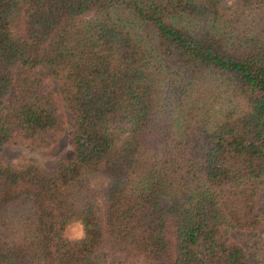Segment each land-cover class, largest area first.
Segmentation results:
<instances>
[{
    "label": "trees",
    "instance_id": "1",
    "mask_svg": "<svg viewBox=\"0 0 264 264\" xmlns=\"http://www.w3.org/2000/svg\"><path fill=\"white\" fill-rule=\"evenodd\" d=\"M65 122L50 171L0 160V264H264L230 235L264 215V0H0V151Z\"/></svg>",
    "mask_w": 264,
    "mask_h": 264
},
{
    "label": "rangeland",
    "instance_id": "2",
    "mask_svg": "<svg viewBox=\"0 0 264 264\" xmlns=\"http://www.w3.org/2000/svg\"><path fill=\"white\" fill-rule=\"evenodd\" d=\"M14 73H16V67H13ZM55 81L53 82V87ZM7 100L9 95L6 96ZM66 121L69 120V113L64 110ZM72 152V139L69 133L67 122L63 127L60 135L57 138V142L54 146L41 149L29 144H25L20 141L6 142L0 151V160L4 163L16 164L25 158H35L45 171H50L54 162L57 159H67ZM264 206V200H263ZM264 214V213H263ZM64 234L67 237H73L72 228L68 223L64 228ZM232 238L237 241L245 250L246 256L254 262L255 254L258 250L264 248V215L263 220L256 231L245 230L240 232L237 229L230 231Z\"/></svg>",
    "mask_w": 264,
    "mask_h": 264
},
{
    "label": "clouds",
    "instance_id": "3",
    "mask_svg": "<svg viewBox=\"0 0 264 264\" xmlns=\"http://www.w3.org/2000/svg\"><path fill=\"white\" fill-rule=\"evenodd\" d=\"M70 226L72 228V233L74 238H83V236L85 235V230L82 221L79 220L72 221L70 222Z\"/></svg>",
    "mask_w": 264,
    "mask_h": 264
}]
</instances>
